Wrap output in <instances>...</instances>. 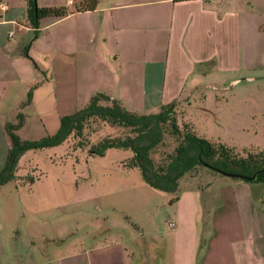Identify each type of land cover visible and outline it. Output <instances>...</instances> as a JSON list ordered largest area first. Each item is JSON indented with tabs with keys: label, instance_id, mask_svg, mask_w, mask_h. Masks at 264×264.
<instances>
[{
	"label": "crops",
	"instance_id": "obj_1",
	"mask_svg": "<svg viewBox=\"0 0 264 264\" xmlns=\"http://www.w3.org/2000/svg\"><path fill=\"white\" fill-rule=\"evenodd\" d=\"M66 1L35 0L68 14L42 18L34 31L25 0H0V169L10 146L4 125L15 124L28 95L43 117L57 103L71 114L96 93L144 114L186 99L203 77L264 71V0H96L94 10L81 12L74 8L85 0ZM212 193L203 199L180 184L172 241L160 243L150 264H264V186L235 180L230 197ZM203 200L228 206L204 209ZM42 206L37 201L24 213L45 212ZM8 213L0 223V264H143L112 232L88 242L70 227L41 230L34 221L9 238Z\"/></svg>",
	"mask_w": 264,
	"mask_h": 264
},
{
	"label": "rangeland",
	"instance_id": "obj_2",
	"mask_svg": "<svg viewBox=\"0 0 264 264\" xmlns=\"http://www.w3.org/2000/svg\"><path fill=\"white\" fill-rule=\"evenodd\" d=\"M219 79L213 82L203 77L198 88L178 102L177 120L186 123L195 136L230 148L238 157L264 154V71H239ZM26 100L20 107L25 126L15 133L22 140L52 135L58 127V119L52 118L70 111L57 103L52 105L53 114L43 117L39 115L42 105L36 101L31 105L30 99L27 104ZM153 112L156 109L150 113ZM132 135L129 128L91 118L84 122L80 136L72 134L54 147L25 151L16 162L13 179L0 187V223L6 222V211L13 223L9 238L21 226L34 221L42 225L41 230L70 227L74 236L88 242L108 239L112 232L143 264L156 262L160 243L169 246L176 230L169 227V223H176V208L169 196L172 194L147 186L138 168L129 166L132 154L127 149H107L102 155L89 153L104 139ZM176 144L177 139L166 128L162 142L150 152L154 164H161ZM180 181L183 187L197 188L203 199L208 192L227 193L230 197L235 184L234 179L204 168H196ZM37 201L45 212L25 215L24 207L36 205ZM209 201L203 200L204 209L222 207L221 203ZM111 205L117 209L105 208ZM226 206L224 201L221 209Z\"/></svg>",
	"mask_w": 264,
	"mask_h": 264
},
{
	"label": "trees",
	"instance_id": "obj_3",
	"mask_svg": "<svg viewBox=\"0 0 264 264\" xmlns=\"http://www.w3.org/2000/svg\"><path fill=\"white\" fill-rule=\"evenodd\" d=\"M25 5L26 20L34 31L40 19L62 18L68 14L64 7L38 8L35 0H25ZM95 6L96 0H85L77 4L74 10L91 11ZM26 99L25 103L28 104L29 95ZM177 104V101L171 102L159 106L156 112L138 114L126 110L120 101L96 93L90 96L82 108L60 117L58 128L52 135L34 141L21 140L15 134L23 124L22 115L18 113L15 124L4 125L10 146L0 170V187L13 179L16 162L25 151L54 147L72 134L78 137L84 122L91 118L129 128L133 135L124 139H104L92 146L89 153L102 155L107 149L129 150L132 154L129 166L138 168L142 180L150 188L172 194L171 203L177 200L180 179L196 168H204L247 184L264 186L263 153L238 157L230 148L195 136L186 123L177 120ZM166 128L177 139V144L161 164L155 165L150 152L162 142Z\"/></svg>",
	"mask_w": 264,
	"mask_h": 264
},
{
	"label": "built area",
	"instance_id": "obj_4",
	"mask_svg": "<svg viewBox=\"0 0 264 264\" xmlns=\"http://www.w3.org/2000/svg\"><path fill=\"white\" fill-rule=\"evenodd\" d=\"M73 5V3H72V1L71 0H67L66 1V6H72ZM5 9V7L3 6V4H1L0 3V11H3ZM172 226V225H171Z\"/></svg>",
	"mask_w": 264,
	"mask_h": 264
}]
</instances>
